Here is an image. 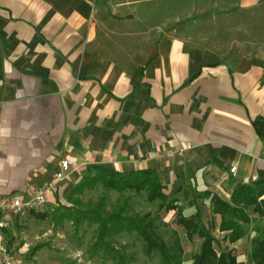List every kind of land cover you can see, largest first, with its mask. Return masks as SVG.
Wrapping results in <instances>:
<instances>
[{"label": "crops", "instance_id": "0c3cea01", "mask_svg": "<svg viewBox=\"0 0 264 264\" xmlns=\"http://www.w3.org/2000/svg\"><path fill=\"white\" fill-rule=\"evenodd\" d=\"M263 1L0 0V196L29 199L65 160L78 168L59 192L94 167L154 170L184 217L201 213L215 238L242 248L246 232L229 243L212 198L230 203L244 179L264 181V58L226 57L176 24L204 15L207 2L249 11ZM109 14L126 26L114 39L103 35ZM248 215L243 227L264 220L255 206ZM4 222L10 239L13 217ZM178 233L191 264L193 243Z\"/></svg>", "mask_w": 264, "mask_h": 264}, {"label": "rangeland", "instance_id": "374dc122", "mask_svg": "<svg viewBox=\"0 0 264 264\" xmlns=\"http://www.w3.org/2000/svg\"><path fill=\"white\" fill-rule=\"evenodd\" d=\"M111 17L109 14L105 20L108 24L103 35L114 39L125 33L126 26L120 21L112 20ZM152 22H148L143 30H148L147 27L151 26ZM154 23L161 24L158 20ZM176 26L180 27L179 31L188 40L200 46L213 48L226 57L238 53L240 56L264 58V1L249 11L223 5L216 6L207 2L204 15ZM185 26L193 27L190 30L192 32L184 35L187 31L183 29ZM126 52H129L130 56L131 51H120L122 55L128 56ZM95 174L96 170L90 168L77 179H70V184L58 193L59 200L44 212H24L13 217L10 231L13 247L27 252L35 264H116L103 248L94 251L98 225L88 219H82L81 215L100 206H102L100 210L113 213L125 202L129 205L126 210L128 216L151 214L158 218L156 225L159 227V233L167 243H172L174 232L180 230L174 221V213L160 210L159 201L149 203L145 193L119 194L105 189L102 185L85 188L82 191L76 190L80 184ZM76 219H80L78 223ZM244 229L247 240L245 239L240 249L230 250L231 246L222 235L216 239L221 249L233 251L235 254L236 251L241 252L245 256L244 263L252 264L250 253L254 241L264 239V220L257 219L253 226ZM212 234L217 235V231L213 230ZM192 243L194 254L200 250L202 241L195 237ZM111 244L124 255L126 264H162L160 256L150 258L145 255L144 242L137 233H120L113 238ZM38 246H43V249L34 253ZM216 248L220 251L219 247Z\"/></svg>", "mask_w": 264, "mask_h": 264}, {"label": "trees", "instance_id": "16d2710c", "mask_svg": "<svg viewBox=\"0 0 264 264\" xmlns=\"http://www.w3.org/2000/svg\"><path fill=\"white\" fill-rule=\"evenodd\" d=\"M96 174L89 177L80 184L76 190L94 188L102 185L105 189L115 191L119 194L134 193L136 195L146 194L149 203L160 202V210L178 211L176 224L187 231L188 239L193 242L198 237L202 243L201 248L193 256L192 264H244L238 261L233 251L220 248L219 241L212 234L213 227H207L202 219L201 213L186 218L183 210L170 200L165 193L166 187L154 170H141L130 173L115 172L103 168H91ZM255 183V182H254ZM264 181L255 185H241L233 193L231 202H226L214 196L212 198L213 213L220 215L222 222L221 232H229L228 241L231 244L238 242L245 236L243 225L250 224L251 219L248 209L255 206L261 218H264ZM128 203L113 213H106L100 208L84 212L82 219H88L98 225V237L94 245V251L100 248L110 256L116 264H126V258L111 244L113 238L123 232L137 233L144 242V253L147 257L160 256L162 264H183L184 250L178 232H174V240L167 243L159 233L156 225L157 219L151 214L128 216L126 210ZM80 219H76L77 223ZM243 222V225L239 223ZM227 240V238H226ZM219 247L220 251L216 248ZM43 249L38 246L34 253ZM252 264H264V239L255 240L250 253Z\"/></svg>", "mask_w": 264, "mask_h": 264}, {"label": "built area", "instance_id": "2783aa9c", "mask_svg": "<svg viewBox=\"0 0 264 264\" xmlns=\"http://www.w3.org/2000/svg\"><path fill=\"white\" fill-rule=\"evenodd\" d=\"M62 171L58 173L53 181H50L37 188L31 197L22 200L15 195L0 196V264H29L27 259L16 253L12 247L11 240L6 235L5 230L7 224L4 217H17L24 212H41L47 204V198L50 193L59 192V184L67 180L68 173L73 169L77 170V166L68 160L62 161ZM231 173L237 174V167L231 169ZM256 182L255 179H244V185H250Z\"/></svg>", "mask_w": 264, "mask_h": 264}]
</instances>
